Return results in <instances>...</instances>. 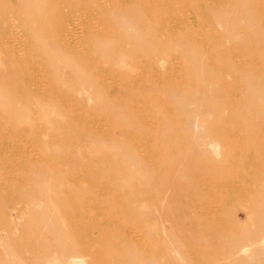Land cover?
Segmentation results:
<instances>
[{
  "label": "rangeland",
  "instance_id": "1",
  "mask_svg": "<svg viewBox=\"0 0 264 264\" xmlns=\"http://www.w3.org/2000/svg\"><path fill=\"white\" fill-rule=\"evenodd\" d=\"M139 2L0 0V264H264V0Z\"/></svg>",
  "mask_w": 264,
  "mask_h": 264
},
{
  "label": "bare ground",
  "instance_id": "2",
  "mask_svg": "<svg viewBox=\"0 0 264 264\" xmlns=\"http://www.w3.org/2000/svg\"><path fill=\"white\" fill-rule=\"evenodd\" d=\"M3 1V0H2ZM6 1V0H5ZM17 1V0H16ZM140 2H141V0H140ZM139 2V3H140ZM133 3V2H132ZM69 4V3H68ZM71 4V3H70ZM106 4V3H105ZM5 5V4H4ZM79 5H81V7H82V4H79ZM59 7H61V5L59 6ZM63 8V7H62ZM103 8V7H102ZM4 9H5V7H4ZM8 9V8H7ZM104 9V8H103ZM131 9V8H130ZM16 10V9H15ZM20 11V10H19ZM105 11V10H104ZM145 12V11H144ZM9 13V12H8ZM95 15V14H94ZM56 16H57V14H56ZM18 17V16H17ZM16 17V18H17ZM55 18V17H54ZM58 19V18H57ZM71 19V18H70ZM11 20V19H10ZM43 20V19H42ZM60 21V20H59ZM10 22V21H9ZM53 22H57V21H53ZM16 23V22H15ZM60 23V22H59ZM62 23V22H61ZM54 24V23H53ZM57 24H58V22H57ZM63 24V23H62ZM45 25V24H44ZM104 25V24H103ZM11 26V25H10ZM55 26H57L58 27V25H55ZM60 26V25H59ZM59 28V27H58ZM58 30V29H57ZM57 30H55V31H57ZM95 31H97V30H95ZM99 31V30H98ZM102 31V30H101ZM8 32V31H7ZM10 33V32H9ZM103 33V32H102ZM97 35V34H96ZM65 36V35H64ZM66 37V36H65ZM101 37V36H100ZM58 40V39H57ZM13 43V42H12ZM5 46H7V45H5ZM4 48V47H3ZM7 49V48H6ZM64 49V48H63ZM5 54V53H4ZM77 55V54H76ZM75 56V55H74ZM6 57V56H5ZM10 57V56H9ZM77 57V56H76ZM76 57H75V59H76ZM11 59H13V58H11ZM3 86V85H2ZM28 93V92H27ZM30 98V97H29ZM243 250V249H242Z\"/></svg>",
  "mask_w": 264,
  "mask_h": 264
}]
</instances>
